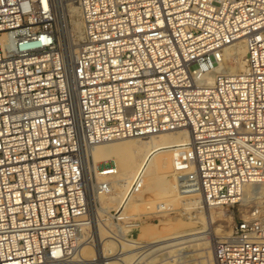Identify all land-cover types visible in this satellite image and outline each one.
I'll list each match as a JSON object with an SVG mask.
<instances>
[{"label": "built area", "instance_id": "2783aa9c", "mask_svg": "<svg viewBox=\"0 0 264 264\" xmlns=\"http://www.w3.org/2000/svg\"><path fill=\"white\" fill-rule=\"evenodd\" d=\"M238 39L242 69L209 82ZM176 130L189 135L172 153L179 193L230 205L264 184V0H0V264H83L85 242L93 264L128 252L147 264L155 247L118 209L109 236L130 251L96 247L87 160L101 143ZM213 251L216 264H264V222H236Z\"/></svg>", "mask_w": 264, "mask_h": 264}, {"label": "bare ground", "instance_id": "6f19581e", "mask_svg": "<svg viewBox=\"0 0 264 264\" xmlns=\"http://www.w3.org/2000/svg\"><path fill=\"white\" fill-rule=\"evenodd\" d=\"M69 9L72 14V21L74 22L73 33L76 36L75 41L78 43L83 37V23L79 18V11L77 6L72 3L70 4ZM244 53L245 45L242 39H238L222 47L220 59L221 62L213 67V72L212 74L208 75L207 80L211 82L214 76L218 73L232 74L241 70L243 66L242 57ZM228 60H232L234 65L230 66L229 64H227ZM238 68L241 69L237 70ZM188 139L189 135L185 130L163 131L155 134H148L145 136H134L123 138L122 140L119 139L107 141L95 146L90 152L89 158L92 155L94 163H92V160L88 158L85 173L89 182L91 180L89 177V171L91 173L92 179L94 178L95 174L100 176L102 179H106L108 178V176L112 175L114 170H117L118 174L117 179L113 183L114 188H112L113 191L115 188H118L119 191L112 193L111 196L105 197L103 193L100 192V190L103 189L104 192L108 193L109 189L105 190L104 188H102V186L98 187L99 184L97 186L94 184V186H92V188L90 189V194L94 192V200H96V203L99 200L104 205V207L98 206L97 208L98 213L95 217V219L97 220L93 227L95 235L94 233L93 235L95 238L96 247L99 248L100 251L103 250L105 256L112 255L117 249L121 248L122 246H124L123 251H130L131 248H128V246L130 245L127 243H123V245H121L111 239H107L110 236L105 235V229L99 222L101 220V216H103L104 213H107L110 216V211L113 207L112 205H117L118 211H122L121 214L123 215H125L126 212H136V207L138 205V200H140V197H142L146 193V191H148L152 184L163 181L169 188H171V194L170 196L168 195V198L170 200L173 199L181 201L185 206L188 215H194L193 212H195V215L199 216L202 226L197 228H190L186 232L178 233L168 238L151 241V243L153 244L149 243V247L164 241L178 239L168 244L160 245L155 248L154 251L157 249H167L187 244L185 246L183 245L185 249L194 246L195 250H201L200 253L203 254L202 257L204 258H201L203 260V264H216L213 251V238L212 236L202 235V233H206L210 229V224L213 223V216L210 211L215 208H222L223 210L225 206L207 205L196 194L184 195L179 193L176 189L174 179L171 178L173 156L172 153L177 150V147L175 146L179 145L182 142L188 141ZM116 153H122L123 161L115 162L108 160L110 155ZM104 160L107 161L102 162ZM140 172L142 173L140 187L136 192L130 193V187L135 183L136 176ZM262 185L264 184L252 182L244 184L241 190V198H245L247 195L250 196L253 193H257L258 191L259 193L264 194V188H262ZM96 190L97 192H100V194H95ZM89 196L91 198V195ZM207 226L209 227L208 229H206ZM215 230L217 232L221 231L220 229ZM226 235L222 236L221 238L225 237ZM137 241L139 242L140 240ZM183 246H181L180 248H182ZM97 248L96 251L98 252ZM95 255L96 252L94 251L91 243L88 244V242H85L82 247V254L80 255V259L83 264H93L91 260L94 259ZM170 255L173 256V254ZM133 258L134 254L128 252V254H125V256H123V258H121L120 260L108 258L105 261V264H133Z\"/></svg>", "mask_w": 264, "mask_h": 264}, {"label": "rangeland", "instance_id": "374dc122", "mask_svg": "<svg viewBox=\"0 0 264 264\" xmlns=\"http://www.w3.org/2000/svg\"><path fill=\"white\" fill-rule=\"evenodd\" d=\"M72 25H73L72 27V31H73L74 28L73 21H72ZM227 64H229L230 66L234 65L232 60H228ZM239 69L241 68H238L237 70ZM92 157L93 156L91 155L89 159H91L92 163H94ZM108 160L115 162L123 161V155L122 153L112 154L110 155ZM105 161L107 160H104L102 162ZM117 175H118L117 170L116 171L114 170L112 175L108 176V178L106 179H102L100 176L96 174L92 179L91 173L89 171V177L91 179L90 189L92 188V186H94V184L96 186L98 184L99 185L102 184L101 186L103 188V184L106 182L109 187V192L106 193L104 192L103 189L100 190V192L103 193L105 197L111 196L112 193L119 191L118 188H115L113 191L114 188L113 183L117 179ZM262 188H264V185H262ZM100 192H97L96 190L95 194L97 193L98 195L100 194ZM93 193L94 192L90 194L91 195L90 200L94 212V217H96L98 213L97 211L98 206L104 207V205L99 200L96 203V200H94L95 198ZM170 194H171V188H169L165 182L163 181L156 182L152 184V186L148 189V191H146V193L142 197H140V200H138V205L136 207V212H126V214L123 215L121 214L122 211H119L122 217H126V216L137 217L141 221V225L139 227L140 230L137 232L138 234L137 240H140L139 242H147V244L149 243L153 244L151 243V241L168 238L175 234L186 232L190 228H197L202 226L199 216L195 215V212H193L194 215L192 214L188 215V212L181 201H177L173 199L170 200L168 198V195L170 196ZM251 195L250 196L247 195L245 198H241L242 195H240L241 199L237 200V202L230 205H223L225 206L223 210L222 208L221 209L215 208L212 211H210V213L213 216V223L210 224V229L206 233H202V235L212 236L213 245H214V243L218 239H220L222 236L230 232L232 226L240 220L259 218L262 222H264V194H261L258 191L257 193H253ZM112 206L113 207L111 208V211L113 209H117V205H112ZM254 211H257L258 214L256 213V215H254ZM109 217L110 216L107 213H104L103 216H101L100 218L101 220L99 221L100 224H102V226L105 229L106 236H109L110 229L114 228V225L112 221H110ZM96 220L97 219H95V222ZM102 220H105V223H103ZM208 228L209 227L207 226L206 229ZM215 229H220L221 231L217 232ZM107 239H110V237H108ZM176 240L178 239L164 241L159 244H154L151 248L154 247L157 248L160 245H165ZM183 245L185 246L187 244H183ZM183 245L167 248V251L162 258L161 256H157V254H155L156 250L155 251L150 250L149 256L148 258H146V262L147 264H156L158 262H162V263L167 262L166 264H201L202 261L203 264L202 259L204 258L202 257L203 254L200 253L201 250H195L194 246L185 249ZM181 246L183 247L180 248ZM170 254H173V256Z\"/></svg>", "mask_w": 264, "mask_h": 264}]
</instances>
